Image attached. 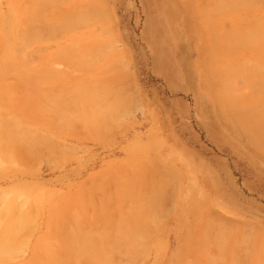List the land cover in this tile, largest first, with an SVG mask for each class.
I'll return each mask as SVG.
<instances>
[{"label": "rangeland", "instance_id": "374dc122", "mask_svg": "<svg viewBox=\"0 0 264 264\" xmlns=\"http://www.w3.org/2000/svg\"><path fill=\"white\" fill-rule=\"evenodd\" d=\"M202 1H165L186 27L170 83L160 0H0L15 56L0 64L10 69L0 79V134L16 138L19 126L45 145L14 141L5 151L3 142L0 264H264V151L225 126L204 86ZM212 1L202 3L211 14ZM255 11L264 17L263 6ZM228 15L200 21L218 59L262 57L260 39L223 33ZM233 77L238 93L252 92ZM215 227L228 235L213 240Z\"/></svg>", "mask_w": 264, "mask_h": 264}, {"label": "bare ground", "instance_id": "6f19581e", "mask_svg": "<svg viewBox=\"0 0 264 264\" xmlns=\"http://www.w3.org/2000/svg\"><path fill=\"white\" fill-rule=\"evenodd\" d=\"M165 1H167V0H160V12H161V15L163 16L164 20L167 23L166 28L169 29L170 34L167 37L164 34V32H163L164 30H163L162 27L159 28L158 30H159L160 35L163 34L162 39H161V45H162L163 49L165 48L163 59L165 61L166 60L167 61L171 60L170 61L171 62V65H170L171 66V71L169 73L170 74L169 75L170 76L169 77L170 83H174L177 79L180 78V76H179V74L177 72L178 71V66H177V64L175 62V59H176V57L179 58L178 53L181 50L180 47H182L183 41L185 40V34H184L185 31L183 29H181V28L185 29L186 27H185V24H184L185 22H183L182 24L180 22L184 18L180 14V11L176 10V8H174L172 10L170 8L166 9V7L164 5ZM205 1L207 2L208 0H205ZM206 2H204V0H203L201 2V4L194 6L195 7L194 8V14L196 16V22H197L196 24L198 25V23H199V25H200L199 28H200V31H201V35H202V38L204 40V45L201 46V48H200V50H201L200 61H202V63H203L202 64L203 65L202 76H203L204 81L206 82L204 86H206L207 92L214 96V101H215L216 107H217V109L219 111V114L221 116L222 122H224L225 126L236 137H238L241 140H243L247 147H250L251 149L256 150L255 152H260L261 153L262 150L264 151V149H262V147L264 145V144H262L264 142V111H263V109H264V17L257 15L259 17L258 19L260 20V21H258L257 18H256L257 16H255V13L257 11H255V10H257L260 6L264 7V0H222L220 2L219 1L216 2V0L214 2V0H213L212 3H214V4L218 3L216 5V7L213 8V14L209 13V11H210L209 8H207V10H206L204 8L205 6H202V3H206ZM200 5L202 7L198 8L197 6H200ZM191 8L192 7H190V9ZM237 13H240L241 16L244 15L246 17V19L244 20V26H242V25L235 26L234 25L233 21L237 18V16H236ZM224 14H229L231 16V18L226 20V24L223 27V29H224L223 33H226L227 35L232 36L236 40L241 39V42L245 43V44L250 43L252 41V38L255 41L260 39V41L258 40V42H256L255 45H253V46L258 52H261L263 54L262 57L257 56V57H253V58H248L246 61H234L231 64H229L230 62H227L226 63L227 65H224L223 64L224 61L221 62L218 59V56H220L221 54H219L216 51L210 49V46L207 43V41H208V33L203 29L200 21L202 22V20L204 18H207V19H210L212 21V25H216V24L220 23V21H218V20L220 19V17L223 18ZM85 15L86 14H84V16ZM76 16H79V14L76 15ZM10 17L11 16H8V14H6V15H4V16H2L0 18V53L2 52V54H3V55L1 54L2 57L0 56L1 57L0 58V64H2V65H5L6 61L9 60L10 57H12L14 55L13 52H10L11 51L10 36H9V31L7 29V26H6V23L10 22V20H11ZM85 17H87V15ZM79 18L81 19L82 17H79ZM155 18H156V16L151 18V20H150L151 24L153 23ZM247 18H250V19H254L255 18V22L259 23V24H255L254 26L249 27L246 24ZM198 20H199V22H198ZM193 21H195V19ZM193 24H192V26H193ZM190 25H191V23H190ZM178 26H180L181 28L178 27ZM193 29H192V32L194 34L196 33V35L198 36L197 31H195V27ZM193 33H191V34L193 35ZM197 36H196V38H197ZM93 43H95V41ZM150 43L153 46L154 51H155V49L157 48L156 44L153 43L152 40H151ZM200 43H202V42H200ZM95 45L97 46V43H95ZM98 45H100V44H98ZM88 46L92 47L91 45H88ZM97 49L100 50V48H97ZM102 50H104V49H102ZM174 51H176L178 53H174ZM105 52H108V51H105ZM215 59L218 60V66L212 65V63H214L212 61L215 60ZM14 60H15V56H13L10 59L11 62H13ZM156 60L159 61L160 59H156ZM17 63L18 62H15L14 65H16ZM16 68H17L16 72L19 71L18 76H21V73L25 74V69L24 68H22V67H16ZM0 70H2V73H0V79H4L5 77L3 75L7 74V71L10 70V69H8V68H0ZM47 72L50 73L49 70H47ZM234 72H237V73H239V74H241L243 76L245 86L250 88V92H251V89H252V92H251L252 95H251V93L250 94L249 93L248 94L247 93H244V94L238 93L239 91L234 88V77H233L234 76ZM51 75H55V73L53 72V74H52V72H51ZM212 82H216V83L213 84ZM210 85H212L214 87H218V89H216V88L210 89ZM250 96H251L252 99H254L253 100L254 103H250L251 102L250 101L251 99H249ZM1 122H0V129H2L1 127L3 126V124ZM225 126H223V128H225ZM14 132L15 133L19 132V136L14 138V136H13L14 134L10 133L9 131L5 132L4 138L0 134L1 135L0 136V155H2L4 153L2 148L4 146L3 142L6 143V141H7L8 145L4 146V148H3L4 150H5L6 147H8V146H10L12 144L11 142L14 143V141H15V143H16V141H17L19 143L20 142L22 143V142H24V140L26 142V146H24L23 148H26V147H27V149L33 148V147L35 148L38 145L45 147L44 142L38 144L33 139H31V137L29 136L27 130L25 128H23V127H19L18 126V128H16L14 130ZM3 139H5V141ZM9 142H10V144H9ZM16 145L18 146L19 144H16ZM21 145H23V143ZM10 148H11V146H10ZM260 148H261V150H260ZM8 149H9V147H8ZM17 149H19V148L17 147ZM2 151H3V153H2ZM6 155H7V152H6ZM169 178H167V179H169ZM148 179H146V181H143L145 185L147 184V182H148L147 180ZM167 179H165V180H167ZM169 180H171V179H169ZM167 183H168V181H167ZM144 184H142L144 186V188H146V186H147L150 189V187L148 185L145 186ZM152 185H153V183H152ZM14 204H13V206H14ZM9 206H10V202H9V204L8 203L5 204L6 208L9 207ZM215 218H217V217H215ZM217 228H218V225H217ZM215 229H216V227H215ZM209 232H211V231H209ZM129 233L130 232L127 233L128 237H129ZM226 233L224 232L225 236L228 235V233L227 234ZM224 234H223V232H221V230L217 231V229H216V232L214 234L212 233V238H213V240L216 239V240L220 241L219 239L225 238ZM130 236H131V233H130ZM7 239H9V238L7 237ZM130 240L134 241L133 238L130 239ZM1 241H3V240H1ZM221 241H224V239H222ZM222 243H224V242H222ZM226 243H225V245H226ZM2 244H0V246H3ZM133 244H134V247L136 245H138V244H136L134 242H133ZM134 247H132V249ZM128 252L131 253L130 251H128ZM224 254H227V253L224 251ZM231 256H232L231 254L228 255V257H231ZM220 257H219V259H220ZM232 257H234V254H233ZM217 258H218V256H217ZM224 258L226 259V257H224ZM223 259H222V261L220 260L222 262V264H227V261H226L227 259L226 260L224 259L226 261V263H225V261L223 263ZM216 260L217 259H215V261ZM69 261H67V264L68 263L70 264L71 261L70 262ZM73 262L74 261H72L71 264H73ZM114 262H117V261H114ZM216 262L218 263L219 261H216ZM231 262H233V261H231ZM231 262H229L228 264H230ZM109 264H110V262H109ZM124 264H125V262H124ZM231 264H234V262L231 263Z\"/></svg>", "mask_w": 264, "mask_h": 264}]
</instances>
